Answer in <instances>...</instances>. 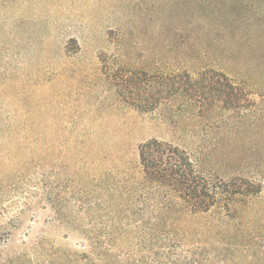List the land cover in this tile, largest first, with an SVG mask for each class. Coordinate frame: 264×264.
I'll use <instances>...</instances> for the list:
<instances>
[{
  "label": "trees",
  "instance_id": "16d2710c",
  "mask_svg": "<svg viewBox=\"0 0 264 264\" xmlns=\"http://www.w3.org/2000/svg\"><path fill=\"white\" fill-rule=\"evenodd\" d=\"M17 1L0 0V51L5 52L8 41L17 48L27 46L28 80L34 85L39 77L46 80L43 75L50 74L51 67L47 61L52 59L76 60L75 76L81 77L85 70L79 68L87 61L80 57L90 47L102 66L90 71L96 76L83 97L103 95L101 110L123 108L128 117L131 112L147 115L162 133L169 132L168 127L181 133L188 128V145L196 133L192 128L201 124L203 150L211 123L224 129L226 113L247 111L245 93L224 71L205 62V52L204 59L197 60L183 51L186 46H176L186 37L189 41L188 29L198 20L172 25L158 11L170 0H101L95 7L92 0H21L33 14L26 28L15 17L23 13ZM106 16L109 25L103 20ZM157 19L163 24L154 33L157 45L151 53L144 45L146 31L137 27ZM74 24L80 27L74 30ZM105 42L115 44V54H109ZM152 54L158 59L153 70L129 66L132 58ZM47 101L45 96L37 100L45 106L40 114H30L32 119H51ZM81 117L73 113L71 125L15 124L8 134L25 169L17 172L10 188H21L20 182L39 188L54 222L78 232L86 242V251L60 257V264H180L185 241L192 255L198 250L200 220L211 213L220 222L241 219L245 203L264 194L257 177L217 171L210 154L203 165L201 151L192 154L191 147L172 140H143L129 160V142L115 138L108 128H88Z\"/></svg>",
  "mask_w": 264,
  "mask_h": 264
},
{
  "label": "rangeland",
  "instance_id": "374dc122",
  "mask_svg": "<svg viewBox=\"0 0 264 264\" xmlns=\"http://www.w3.org/2000/svg\"><path fill=\"white\" fill-rule=\"evenodd\" d=\"M22 1H17V7L23 13L15 17L21 18L26 28L25 23L33 14ZM100 1L92 0V5L95 7ZM158 11L166 15L172 25L198 20L196 27L193 24L188 29L189 41L186 37L176 42V46H186L183 51L198 57L197 60H203L205 52L209 58L205 62L215 70L224 71L245 93L246 113H226L224 129H220L218 123H211L206 149L203 150L201 124L192 128L196 133L191 139L193 144L188 145V128L181 133L176 127H168L169 132L162 133L155 127L157 122L147 115L138 116L131 112L128 117L123 108L101 110L99 100L103 95L99 93L84 98L83 95H89V86L96 76L90 71L102 66L92 48L87 47L80 57V60L87 61L79 68L85 70L81 77L75 76L73 64L76 60L52 59L47 61L51 66L50 74L43 75L46 80L39 77L34 85L28 80V47L17 48L8 41L5 52L0 51V128L4 132V139H0V264H60V257L86 251L82 235L54 222V214L42 199L39 188H26L22 182L19 183L21 188H10L11 183L16 182L17 172H25L15 143L8 138L9 130L15 124L19 127L30 123L71 125L69 118L78 113L88 128H108L115 138L129 142L132 146L129 160H133V150L141 141L159 137L172 140L175 145L188 150L191 147L192 154L201 151L203 165L205 155L210 154L208 159L215 162V170L234 176L257 177L264 186V0H170L162 3ZM103 20L109 25L107 16ZM158 24H163L161 19L145 21L143 28L137 27L138 31H146L144 45L151 53L157 45L154 33L158 31ZM78 27L80 24H74V30ZM105 44L110 45L109 54H115V44ZM155 58V54L149 58L146 55L132 58L129 66L153 70L158 64ZM44 96L50 100L46 103L47 108L52 105L50 113L46 114L51 119H32V114L43 111L45 104L37 100ZM94 115L96 118L92 120ZM130 127H134L133 131ZM21 147L25 148V144ZM261 196L257 200L250 199L247 206L244 202L245 212L241 219L232 217L220 222V218L211 213L200 220L202 227H199L198 243H195L198 250L192 255L189 242L185 241L180 264H264V194Z\"/></svg>",
  "mask_w": 264,
  "mask_h": 264
}]
</instances>
